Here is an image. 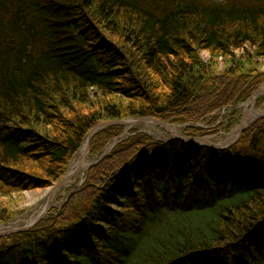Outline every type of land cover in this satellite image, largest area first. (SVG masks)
<instances>
[{"label":"trees","instance_id":"1","mask_svg":"<svg viewBox=\"0 0 264 264\" xmlns=\"http://www.w3.org/2000/svg\"><path fill=\"white\" fill-rule=\"evenodd\" d=\"M148 8L139 0H0V16H13L0 21V37L25 41L21 53L10 55L11 44L0 57V192L59 182L101 122L194 123L257 73L264 8ZM215 57L229 65L224 77ZM210 82L213 91H205ZM258 123L241 149L178 139L152 145L144 135L118 144L106 160L126 154L112 180L130 194L120 198L124 214L108 210L121 203L111 186L96 212H66L13 236L11 246H0V264H264V119ZM119 129L99 132L91 146H104ZM144 161L134 195L130 180Z\"/></svg>","mask_w":264,"mask_h":264},{"label":"rangeland","instance_id":"2","mask_svg":"<svg viewBox=\"0 0 264 264\" xmlns=\"http://www.w3.org/2000/svg\"><path fill=\"white\" fill-rule=\"evenodd\" d=\"M144 6L149 7L148 9L152 12L160 13L166 10H172L176 7L183 5L185 3H200L206 5H218V6H236L241 8H264V0H139ZM10 17L6 15L5 18L0 16V21H5L7 23ZM13 16L10 18L12 19ZM9 22V21H8ZM1 24V23H0ZM5 37H0V57L2 51L7 49L11 44L14 45V50L10 55L14 56L16 53H21L25 48V41L13 39L9 34H5ZM18 45V46H17ZM36 51H41L43 44L41 40H35L33 42ZM250 48V47H249ZM241 52H238V56ZM211 54L209 52H203L202 58L206 61L211 59ZM213 63L218 62V67L215 70L216 74L221 78L226 74L229 65L222 58H213ZM258 68L257 73L253 74L242 88H237L235 95L230 99L228 104L221 106L211 112L206 117L199 119L194 123L182 122L177 124H172L168 121L162 119H157L159 122H163L164 125L155 122H135L133 125L128 126L127 124L119 125L117 136L115 138H110L106 144L102 147L97 148L96 146H91L89 144V151L86 155L85 161L88 165L87 169H80L74 177L69 179L61 188L52 190L57 183L53 186L37 189V190H27L23 193H13L11 195H6L0 192V218L9 217L7 221H0V246H11L14 243L13 236L32 231L42 220L49 219L50 217L56 218L62 216V214L73 213L74 215L78 213H87L90 211L96 212V204H100L101 199L106 198L105 195L107 191L112 186V180L119 175L121 167V160L126 154L121 155L119 158L116 156L114 160H106L112 152L115 150L116 146L119 144L125 145L126 143H131L137 136L144 135L149 138L150 144L156 145L159 142H169V140L174 136H186L200 141L203 139L206 143L213 145H222L228 139L229 135L234 132V130L240 128L242 132H235L238 139L235 141L233 146L239 149L244 148L249 145V142L253 134L244 139L243 134L245 131H249L259 124L260 120L264 119V112L261 115L254 116L255 111H260L264 109V92L259 90L264 87V58L260 57L256 61ZM5 60L2 57L0 60V70L2 71L5 66ZM228 78V79H227ZM227 84H233V88H236L237 82H230V78L226 77ZM205 91H213V86L210 83L204 85ZM255 99L254 103L251 100ZM263 108V109H262ZM127 119V118H125ZM122 119V120H125ZM137 118H131L129 121H135ZM111 122V121H105ZM103 123V122H101ZM100 123V124H101ZM166 124V125H165ZM116 125V124H113ZM112 125L108 126L111 127ZM104 128L103 130L107 129ZM101 130V131H103ZM100 131V132H101ZM99 133V132H98ZM97 133V134H98ZM250 132H247V134ZM246 134V135H247ZM236 137V138H237ZM235 139V138H232ZM116 141L115 144L113 142ZM85 142V140H84ZM82 144V147L84 145ZM91 143V142H90ZM200 146V145H198ZM81 147V149H82ZM203 147V146H202ZM232 147V146H231ZM229 147V148H231ZM110 151L103 157L107 149ZM210 148V147H208ZM226 148V149H229ZM260 148L264 151V134L260 140ZM80 149V150H81ZM80 150L74 155L66 173H68L73 165L74 161L81 160L82 155H80ZM100 164V165H99ZM96 168V166H98ZM147 162H141L135 166V174L132 175V180H130V188L134 191V195L137 194L136 187L141 183V178L145 174L147 168ZM94 168V169H93ZM66 175V174H65ZM122 180L125 175H121ZM117 190V199L120 201L121 196L127 194L126 187L123 184H116L112 186ZM136 198V197H134ZM122 202L116 206H110L108 210L110 212H119V214H124V211L119 208ZM46 209V210H45ZM99 215V212L95 213ZM39 220V221H38ZM38 221V222H37ZM37 222L33 227L28 230H24L31 224ZM106 222L104 220L100 221L99 227L106 229ZM13 230H22L14 234H7ZM2 234V235H1Z\"/></svg>","mask_w":264,"mask_h":264},{"label":"water","instance_id":"3","mask_svg":"<svg viewBox=\"0 0 264 264\" xmlns=\"http://www.w3.org/2000/svg\"><path fill=\"white\" fill-rule=\"evenodd\" d=\"M148 121H151V122H155V123H158V124H162L164 125L163 122H159L157 121L156 119L154 118H149V117H139L137 118L135 121H133V123L135 122H148ZM129 119H125V120H121V121H117V122H106V123H101L99 125H97L96 127H94L88 134H87V137H86V140L88 141V145H87V148H88V151H89V144H90V141L92 139V137L100 132L101 130H103L104 128L110 126V125H113V124H120V125H124V124H127L129 123ZM166 125V124H165ZM242 132V129H239V134ZM239 137V136H238ZM235 138V139H231L229 138L224 144L222 145H213V144H209V143H206V141H204L203 139H200V141H196V139L194 138H191V137H186V136H174L173 139H179L187 144H194V145H200V146H205V147H210V148H213V149H226V148H229L230 146H232L235 141L238 139ZM116 141L113 142V144H115ZM110 150V149H109ZM109 151H106L105 154L103 155V157L108 153ZM88 168V167H87ZM86 168V169H87ZM70 179V175H69V172L64 176V178L59 182L57 183L54 187H52V190H51V193L53 190H56V189H59L61 188L68 180ZM39 221V220H38ZM37 221V222H38ZM37 222H35L34 224H31L29 227L23 229L24 230H28L29 228L33 227ZM22 230H13V231H10L8 232L7 234H14V233H17V232H20ZM2 235V234H1Z\"/></svg>","mask_w":264,"mask_h":264},{"label":"bare ground","instance_id":"4","mask_svg":"<svg viewBox=\"0 0 264 264\" xmlns=\"http://www.w3.org/2000/svg\"><path fill=\"white\" fill-rule=\"evenodd\" d=\"M260 92H264V87L260 90ZM255 102V99L253 98V100H251L250 104L251 103H254ZM263 109V108H262ZM264 112V109L263 110H260L259 112L258 111H255L254 112V116L256 115H261L263 114ZM133 121H130L128 123V126L130 125H133ZM239 132V128L234 130V132L232 134L229 135V138H236L238 134H236L235 132ZM87 145H88V141L86 140L82 149L80 150V155H82V159L81 160H78L77 161H74L73 165L71 166V169L69 171V175H70V179L72 177L75 176V174L80 170V169H86L88 167V165L86 164V161H85V158H86V155L88 153V148H87ZM107 151H110L109 148L107 149ZM46 210V209H45Z\"/></svg>","mask_w":264,"mask_h":264}]
</instances>
